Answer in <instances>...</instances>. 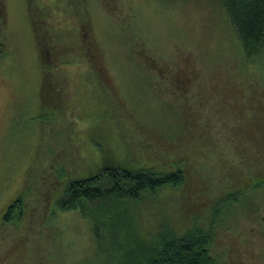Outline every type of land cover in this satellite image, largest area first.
I'll return each mask as SVG.
<instances>
[{
	"label": "rangeland",
	"instance_id": "rangeland-1",
	"mask_svg": "<svg viewBox=\"0 0 264 264\" xmlns=\"http://www.w3.org/2000/svg\"><path fill=\"white\" fill-rule=\"evenodd\" d=\"M45 53L97 61L50 85ZM107 163L185 183L62 211ZM104 212L121 237L212 228L216 264H264V45L248 58L219 1L0 0V264H115Z\"/></svg>",
	"mask_w": 264,
	"mask_h": 264
},
{
	"label": "trees",
	"instance_id": "trees-1",
	"mask_svg": "<svg viewBox=\"0 0 264 264\" xmlns=\"http://www.w3.org/2000/svg\"><path fill=\"white\" fill-rule=\"evenodd\" d=\"M217 1L225 7L245 55L250 58L257 54L264 45V0ZM45 58L50 85L54 75L52 71L56 68L63 75H69V68L65 69L66 67H71L73 71L81 63L86 66V62L97 61L95 53H45ZM184 183L185 174L182 170L170 173L157 172L152 168L127 170L107 163L88 177L67 183L58 206L62 211H67L80 209L85 203L96 207L102 202L109 205L116 200L122 203L135 201L148 191L155 192L165 186L178 187ZM23 202V197H20L8 208L6 221L10 220L13 210L21 207ZM92 220V236L100 251L107 252L105 247L108 241L114 243L118 236L117 247L112 250L121 254V257L117 258L115 264H216L210 253L212 228L195 226L183 235L169 231L159 234L154 241L147 242L135 232L129 231L121 237V233L114 232L112 227L107 229L109 218L106 212L104 215H93ZM126 239L129 240L124 242ZM123 247L128 249L123 250Z\"/></svg>",
	"mask_w": 264,
	"mask_h": 264
}]
</instances>
